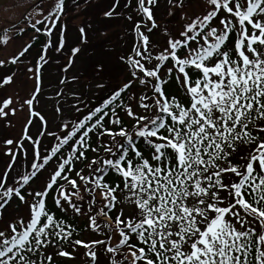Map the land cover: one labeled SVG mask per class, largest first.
<instances>
[{
  "label": "trees",
  "instance_id": "obj_1",
  "mask_svg": "<svg viewBox=\"0 0 264 264\" xmlns=\"http://www.w3.org/2000/svg\"><path fill=\"white\" fill-rule=\"evenodd\" d=\"M25 1L0 17L1 46L29 41L15 66L35 58L41 74L42 48L53 37L63 46L68 16L88 18L84 27L101 17L83 56L112 84L0 200V221L20 217L4 229L0 264H264V75L246 73L262 45L264 0H225L162 53L152 0L121 9L125 0ZM88 5L95 10L81 16ZM126 26L132 43L116 73L104 42ZM80 35L68 55L87 45ZM45 172L47 185L31 195Z\"/></svg>",
  "mask_w": 264,
  "mask_h": 264
},
{
  "label": "rangeland",
  "instance_id": "obj_2",
  "mask_svg": "<svg viewBox=\"0 0 264 264\" xmlns=\"http://www.w3.org/2000/svg\"><path fill=\"white\" fill-rule=\"evenodd\" d=\"M80 1L82 0H73L69 4ZM224 1L152 0L158 21H163L159 31H155L157 34L154 35L153 49L162 53L172 39L178 40L181 34L185 38L194 33ZM24 2L26 1L14 0L8 3L0 17L9 18L8 11ZM124 3L129 4V1H122L118 8L121 9V4L124 6ZM93 10L95 6L88 5L80 15ZM97 11L101 13L100 9ZM227 14V11H223L220 16L227 20ZM71 16L72 19L68 16L67 20H64L63 29H58V40L63 46L57 48L56 38L53 37L52 47H48L46 51L42 48L45 62L41 77L32 70L35 58H24L15 66L14 62L24 52L28 39H13L10 36L9 40L5 37L6 42L2 46L0 41V200L32 175L31 170L49 155V149L51 151L63 141L69 129L91 110L95 101L100 100L106 88L112 84V81L107 84L108 78H105L103 73L96 74L93 70L89 72L88 58L84 59L83 56L86 54L84 51H88L91 38L93 41L96 39L97 27L101 29L105 19L98 18L100 26L94 22L87 23L84 27L88 18L83 16L74 21L73 15ZM217 19L213 22L219 26ZM220 26L224 27L223 24ZM86 28L90 31L85 30ZM129 28L130 26L123 27L121 32L113 29L107 33L110 34V39L104 42L108 54L106 66L114 67L116 73L125 69L121 62H117V55L119 51H123L122 48L132 43ZM258 29L262 45L258 52L252 54L246 67V73H254L255 77L264 75V26ZM113 31L117 33H112ZM84 32L89 40L84 39L87 45L81 46L80 52L75 56L68 55L81 37L80 33ZM167 33H170L169 36ZM36 53L42 56L39 50ZM27 59L29 61L25 63ZM262 163L264 168V160ZM48 177L49 172H45L31 187V195L45 188ZM233 211L235 213L231 211V217L239 216L237 210ZM21 213L23 217L29 216L28 207ZM15 218L20 217L10 213L6 219L0 221V241L4 239L3 233L8 231L4 229L8 228ZM108 223L111 224V221ZM177 234V230L173 232V241L177 240Z\"/></svg>",
  "mask_w": 264,
  "mask_h": 264
},
{
  "label": "water",
  "instance_id": "obj_3",
  "mask_svg": "<svg viewBox=\"0 0 264 264\" xmlns=\"http://www.w3.org/2000/svg\"><path fill=\"white\" fill-rule=\"evenodd\" d=\"M13 0H0V8Z\"/></svg>",
  "mask_w": 264,
  "mask_h": 264
}]
</instances>
